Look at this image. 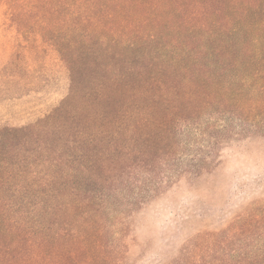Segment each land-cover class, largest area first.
Instances as JSON below:
<instances>
[{
    "label": "trees",
    "instance_id": "16d2710c",
    "mask_svg": "<svg viewBox=\"0 0 264 264\" xmlns=\"http://www.w3.org/2000/svg\"><path fill=\"white\" fill-rule=\"evenodd\" d=\"M1 18L56 47L70 90L45 118L0 130V264H100L79 217L103 220L124 201L136 209L220 156L199 153L208 166L182 163L159 179L118 174L121 161L181 159L173 148L192 132L217 147L222 113L264 131V0H0ZM253 257L208 264H264V246Z\"/></svg>",
    "mask_w": 264,
    "mask_h": 264
},
{
    "label": "rangeland",
    "instance_id": "374dc122",
    "mask_svg": "<svg viewBox=\"0 0 264 264\" xmlns=\"http://www.w3.org/2000/svg\"><path fill=\"white\" fill-rule=\"evenodd\" d=\"M3 21L1 18L0 130L38 122L70 90L69 71L56 47L48 43L42 48L40 35L22 37L10 22L6 25ZM210 113L211 120L199 119L203 127L214 120L213 111ZM217 116L229 119L221 122L227 124L228 130L215 133L221 141L217 147H206L203 138L210 137L192 132L182 138L185 148H173L177 155L183 152L181 159L168 160L166 155L163 162L157 160L156 166L145 168L138 166L133 156L118 164V174H125L128 169L142 174L141 169H145L149 175L158 174L159 179L182 163L193 164L194 169L211 163L193 157L200 158L210 151L220 156V163L211 172L198 177L189 171L136 209H130L124 201L115 210L107 211L103 220L85 223V218L79 217L80 233L84 231L97 242L95 253L106 255L96 263L208 264L256 260L254 251L264 246V131L253 133L254 128L249 125L242 130L238 115L232 113ZM251 120L260 123L258 118ZM163 151L158 149V155ZM154 158L149 156L151 161ZM68 177H78L83 183L80 176Z\"/></svg>",
    "mask_w": 264,
    "mask_h": 264
}]
</instances>
